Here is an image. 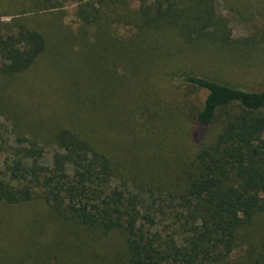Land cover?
<instances>
[{"label": "trees", "instance_id": "obj_1", "mask_svg": "<svg viewBox=\"0 0 264 264\" xmlns=\"http://www.w3.org/2000/svg\"><path fill=\"white\" fill-rule=\"evenodd\" d=\"M130 4L78 0L75 16L81 26L70 39L80 44L82 58L67 74L66 105L49 116L29 115L32 137L16 132L11 142L0 126V154L7 162L0 170L6 177L0 179V206L14 210L40 200L55 223L49 242L35 239L20 264L29 259L32 264H264V235L254 239L252 230L255 219L264 215V85L245 88L194 73L172 76L206 92L187 117L194 149L188 155L181 154L185 140L173 136L176 116L171 124L154 123L159 100L141 104L139 122L127 115L130 124L116 127L117 137L108 134L107 126L125 116L132 84L143 87L135 90L137 101L154 92L155 63L168 60L156 34L173 39L181 32L198 51L216 43L234 51L245 46L244 40L231 39L213 0ZM35 5L37 11L61 6L52 0ZM25 21L0 29V79L25 74L51 50L46 35ZM122 24L135 28L134 33L117 35L115 28ZM120 46L138 47L150 56L144 64L151 69L142 80L133 83L128 72L119 71L120 64L107 66L106 53L113 58ZM118 73L120 82L114 79ZM7 89L0 84V107L1 101L14 100ZM95 107L102 119L88 113ZM23 112L14 109L13 118ZM43 144L61 151L60 163L56 158L50 165L42 162ZM115 234L120 246L106 248L103 244ZM237 249L241 253L233 256Z\"/></svg>", "mask_w": 264, "mask_h": 264}, {"label": "rangeland", "instance_id": "obj_2", "mask_svg": "<svg viewBox=\"0 0 264 264\" xmlns=\"http://www.w3.org/2000/svg\"><path fill=\"white\" fill-rule=\"evenodd\" d=\"M37 1L0 0V29L3 31L11 29L12 27L9 25L19 19H24L29 26L41 30L46 35L51 49L25 74L14 79H0V84L7 85V92L14 98L10 104L1 101L0 107L2 110L0 126L4 128L5 135L11 142L14 141L16 132L23 133L26 137H32L33 128L27 126L29 115L33 114L32 116L35 118L43 114L49 116L53 112L52 109L57 110L66 105L67 94L70 92L67 74L75 67L74 60L82 58L80 44L78 41L70 39L71 35H78L81 26L75 16L78 0H52L53 3H58L61 6L43 11L36 10ZM213 1L215 13L226 21V28L231 39L241 38L244 40L245 46L229 51L223 50L222 46L216 43L198 51L193 48L194 46L191 47L183 41L184 34H180L181 32L179 34L177 32L179 36L172 34L173 39L170 35L159 39L158 35L160 34H156L155 37L160 40L158 43L163 46L162 49L168 60L157 59L151 76V86L154 92H151L144 101H137L140 98L134 96L137 87L143 88L141 84L134 82L140 81L145 75H148L151 66L144 63H147L150 56L140 48L133 46L117 48L118 54L113 57L114 59L112 54L109 55L107 52V56L103 55L110 62L107 63V66L113 67V64H120L122 69L119 71L128 72L134 83L131 86L134 89L133 98L127 101L125 116H118L116 121L109 122V125L106 124L109 128L108 134L117 137L116 127L130 124L125 122L127 115L139 122L144 109L141 104L148 100L155 102L159 100L160 104L155 108L158 118L153 117L154 123L158 124L160 120H165L166 123L171 124L173 120L175 121L173 116H176L179 123L178 127H173V136L178 142L185 140L182 142L183 152L181 154L188 155L194 149L187 135V117H190L191 113L201 106L206 92L201 88L180 83L176 77L194 73L212 75L245 88H260L264 85V0ZM130 3L132 8L138 6V0H130ZM134 30L135 28L132 26L122 24L116 26L115 33L121 37H129L134 33ZM248 39L251 40L249 44ZM171 40H173L172 43H170ZM57 51L60 54L56 53ZM150 54L152 55V53ZM145 58L146 61H144ZM106 70L109 71V68ZM114 77L117 82L123 80L119 73L118 75L114 74ZM12 109L18 113L24 112L20 118L15 119ZM98 109L95 107L91 111L89 108L88 113L99 120L103 115L98 114ZM171 110L174 111L173 115ZM35 120V122L38 121V119ZM96 122L100 125L103 123V121ZM113 122L117 124H113ZM128 135L124 134V137ZM152 137L156 139L155 135ZM60 152L53 145L43 144L42 162L50 165L56 158L57 163H60L61 157L57 155ZM6 163L5 153L0 154V170L6 168ZM3 177L0 174V179ZM11 208L6 205L0 206V264H20L21 254L29 250L28 247L34 244L35 239L49 242L54 234L55 223L50 218L48 220L49 208L43 201L33 200L14 210ZM252 230L255 232L254 239H259L261 234L264 235L263 214L255 219ZM120 244L121 238L115 234L112 236L111 243L109 241L103 245L106 248L107 246L111 248L113 245L112 248H114ZM6 252L9 259L4 257ZM238 253L241 252L237 249L232 255L237 256ZM32 263V260H27V264Z\"/></svg>", "mask_w": 264, "mask_h": 264}]
</instances>
